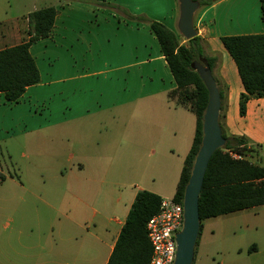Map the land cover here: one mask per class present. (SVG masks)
<instances>
[{
    "label": "crops",
    "instance_id": "1",
    "mask_svg": "<svg viewBox=\"0 0 264 264\" xmlns=\"http://www.w3.org/2000/svg\"><path fill=\"white\" fill-rule=\"evenodd\" d=\"M12 2L0 0V50L25 39L26 16L31 11L19 13L12 9ZM16 3L19 6V0ZM48 4L40 9L54 7L57 11L51 33L29 47L39 83L28 87L15 103L0 93L1 108L25 107L28 102L34 120L32 126L0 136V144L8 148L21 145L26 160L22 176L7 178L11 183L5 187V200H0V216L6 218L5 232L0 230V264H107L137 192L168 199L164 198L167 189L174 185L176 190L193 141L195 116L169 100L175 82L155 35L147 22L138 19L159 22L184 42L177 30L179 5L177 0H149L148 9L138 7L134 0H54ZM248 4L255 18L246 13ZM194 27L207 47L206 54L217 58L214 74L226 93L228 134L264 147V99H250L245 116H240L239 98L244 89L221 42L227 36L264 34L260 0H220L200 7ZM38 60L54 61L49 73H42ZM55 97L63 101L60 116L40 120L32 106ZM130 113L134 121L125 119ZM107 116H116L118 123L95 121ZM113 125L117 132L112 134ZM96 129L105 131L108 145L112 141L118 146L115 155L126 140L133 146L148 142L152 146L150 168L133 166L108 181L110 172L102 163L98 168L97 161L103 160L96 150L85 156L80 151L76 163L66 170L45 167L40 146L64 136L73 140L74 147L84 145L83 136ZM86 160L94 162L95 168L89 170L83 163ZM141 160L147 161L139 159L135 164ZM256 253V248L248 250L243 264H263ZM234 263L221 260L217 264Z\"/></svg>",
    "mask_w": 264,
    "mask_h": 264
},
{
    "label": "trees",
    "instance_id": "2",
    "mask_svg": "<svg viewBox=\"0 0 264 264\" xmlns=\"http://www.w3.org/2000/svg\"><path fill=\"white\" fill-rule=\"evenodd\" d=\"M193 1L198 2L200 7H208L220 0ZM260 11L261 20L264 22V0H260ZM56 14L54 7L31 12L26 16L27 30L23 42L0 50V93L7 102H17L28 87L39 83V72L29 53V47L50 35ZM138 19L147 22L155 35L175 82L176 88L168 93L169 100L195 116L193 141L184 159L173 201L182 202L194 158L201 144L202 117L208 102V93L193 65L194 62L204 59L220 93L219 124L225 146L211 156L203 178L198 200L200 222L264 205V166L253 164L244 158L234 159L230 155H244L254 147L263 146H253L245 137L228 134L224 123L226 93L219 77L214 74L217 58L206 54L207 47L198 36L181 42L163 24L144 17ZM221 42L235 63L244 89L239 98V114L243 117L250 99H264V34L227 36L222 37ZM160 203L161 198L154 193L137 192L107 264H149L151 247L146 226L158 213ZM201 230L202 224L199 236ZM255 248L252 245L249 251Z\"/></svg>",
    "mask_w": 264,
    "mask_h": 264
},
{
    "label": "rangeland",
    "instance_id": "3",
    "mask_svg": "<svg viewBox=\"0 0 264 264\" xmlns=\"http://www.w3.org/2000/svg\"><path fill=\"white\" fill-rule=\"evenodd\" d=\"M12 9L23 13V11H36L44 5L54 0H19V6L16 4V0H12ZM120 2L129 0H118ZM163 1V0H162ZM254 2V0H251ZM138 7L148 9L149 0H134ZM12 10V14L16 13ZM247 14H251V17L255 18L253 10H250V4L247 5ZM8 11V10H7ZM7 16H3L5 18ZM239 22H244L240 19ZM42 69V73H49L51 67L50 64H54L53 60H38ZM40 102L39 106H32V112L34 110L38 113V117L46 120L57 119L60 116V111L63 106V101L60 97L46 99L45 103ZM25 107H14L8 110L0 107V136L6 133H16L19 130H23L24 127L32 126L34 120L30 119V113L28 108V102ZM128 113V112H127ZM133 114H129V118L126 120H135L132 118ZM115 117V118H114ZM97 122H114L118 123L116 116H107L105 118L96 119ZM109 130L116 131V125L111 126ZM92 134L84 135V145L73 146V140L67 137H62L55 143H45L40 146V153L45 157L43 162L47 169H60L66 170L76 163V159L81 155H89V152L96 150L95 152L102 156V160L99 159L98 168L101 169V163L104 164V170H108V181L116 179L121 172H128L134 167H140L141 170L150 168V158L152 157V151L150 144L145 142L140 146H133L128 140L124 142L119 149L122 151L117 153V147L113 146L112 141L108 145L105 138V131L103 129L91 130ZM10 143V142H8ZM6 149L9 151L6 153ZM22 146H10L0 144V172L5 176V180H1L0 174V200H5V187L9 186L11 181L8 177L22 176L23 171L26 168V160L22 153ZM83 153L79 155V152ZM71 155L73 158H71ZM101 156L99 158H101ZM242 158L249 160L251 163L264 166V147H254L252 151L245 152L241 155ZM78 157V158H77ZM105 158H108L105 160ZM139 159L140 165L135 164ZM84 165L90 170L95 168L94 162L91 160L83 161ZM107 165L109 168L107 169ZM136 165V166H135ZM134 166V167H133ZM148 172H145L146 180H148ZM124 176V175H123ZM125 178V176H124ZM96 183V181H95ZM123 189L121 188V191ZM174 185L168 188V193L164 198L170 199L174 194ZM119 191L115 189L114 192ZM126 192H130V189H126ZM118 197V193L112 194ZM116 217V214H112ZM6 218L0 216V230L4 231L6 225ZM202 230L198 237V244L195 247L194 252V264H217L219 261L224 260L225 263L232 261L234 264H243V261L248 258V250L252 245L256 246V257L264 264V206L257 209L250 210L242 214H233L227 216H219L212 219L202 221Z\"/></svg>",
    "mask_w": 264,
    "mask_h": 264
},
{
    "label": "water",
    "instance_id": "4",
    "mask_svg": "<svg viewBox=\"0 0 264 264\" xmlns=\"http://www.w3.org/2000/svg\"><path fill=\"white\" fill-rule=\"evenodd\" d=\"M177 1L179 5L177 30L179 35L188 41L197 36L194 16L200 6L193 0ZM193 68L207 90L208 102L202 117L201 144L183 192V226L175 236L176 255L173 264H193L201 225L198 200L203 178L211 156L225 146V139L219 124L221 98L212 72L204 59L194 62Z\"/></svg>",
    "mask_w": 264,
    "mask_h": 264
},
{
    "label": "built area",
    "instance_id": "5",
    "mask_svg": "<svg viewBox=\"0 0 264 264\" xmlns=\"http://www.w3.org/2000/svg\"><path fill=\"white\" fill-rule=\"evenodd\" d=\"M234 159L241 155L230 153ZM183 226L182 202L162 199L160 209L146 226L147 237L151 247L149 264H173L176 255L175 236Z\"/></svg>",
    "mask_w": 264,
    "mask_h": 264
}]
</instances>
